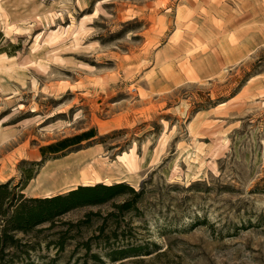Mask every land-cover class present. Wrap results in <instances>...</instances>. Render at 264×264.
I'll use <instances>...</instances> for the list:
<instances>
[{
  "label": "rangeland",
  "instance_id": "374dc122",
  "mask_svg": "<svg viewBox=\"0 0 264 264\" xmlns=\"http://www.w3.org/2000/svg\"><path fill=\"white\" fill-rule=\"evenodd\" d=\"M0 33V184L94 130L25 196L144 191L140 215L73 210L0 264H264V0H0ZM129 246L158 252L105 258Z\"/></svg>",
  "mask_w": 264,
  "mask_h": 264
},
{
  "label": "trees",
  "instance_id": "16d2710c",
  "mask_svg": "<svg viewBox=\"0 0 264 264\" xmlns=\"http://www.w3.org/2000/svg\"><path fill=\"white\" fill-rule=\"evenodd\" d=\"M0 33V37H1ZM5 52H0L3 54ZM12 56V54H8ZM97 137L94 130L83 132L80 135L73 136L58 141L54 144L42 147L40 149L42 160L40 162H26L30 166L29 170L24 171L22 168V182L13 185L14 179H10L5 184H0V256L8 249L14 248L19 241L16 235L19 233L30 234L39 226L46 223H54L61 216L84 207H101L109 204L116 199L125 197L121 203L114 204L120 215L133 213L140 215L138 207L144 191H136L135 188L126 184L119 183L106 185L103 183L94 186H78L64 194L55 195L46 198H28L24 191L31 181L39 175L44 165L55 156L64 154L73 147L80 146L82 143L93 140ZM96 215V214H90ZM116 215V214H114ZM90 218V216H87ZM79 225H87L85 221ZM103 238L100 244L104 247L111 248L112 236ZM102 237V236H101ZM98 237L97 239H101ZM114 239H118V234L114 233ZM149 247V246H148ZM146 246H129L126 248H116L109 250L105 258L112 263L131 257L151 256L158 251L141 254L148 250ZM86 249L90 250V243L86 244ZM95 261L100 264H106L99 256L94 255Z\"/></svg>",
  "mask_w": 264,
  "mask_h": 264
},
{
  "label": "bare ground",
  "instance_id": "6f19581e",
  "mask_svg": "<svg viewBox=\"0 0 264 264\" xmlns=\"http://www.w3.org/2000/svg\"><path fill=\"white\" fill-rule=\"evenodd\" d=\"M100 183H102L101 181H98V182H96L95 184H93V185H89V184H83V186H94V185H96V184H100ZM104 184V183H103Z\"/></svg>",
  "mask_w": 264,
  "mask_h": 264
}]
</instances>
